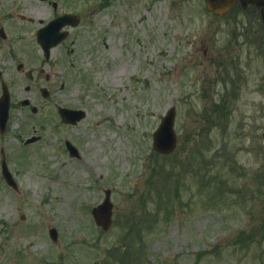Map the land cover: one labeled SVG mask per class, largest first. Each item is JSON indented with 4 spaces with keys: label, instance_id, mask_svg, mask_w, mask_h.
<instances>
[{
    "label": "rangeland",
    "instance_id": "obj_1",
    "mask_svg": "<svg viewBox=\"0 0 264 264\" xmlns=\"http://www.w3.org/2000/svg\"><path fill=\"white\" fill-rule=\"evenodd\" d=\"M238 11L225 16L231 20L225 27L204 0H0L7 34L0 37V72L11 93L0 160L3 149L19 184L18 192L8 188L0 166V264H264V228L255 230L252 217L237 215L241 208L252 215L264 197V179L246 175L264 160L235 147L246 174H233L222 158L216 169L198 158L213 159L219 150L221 156L225 140L217 128L201 136L202 115L213 102L200 95L199 83L223 76L247 89L246 96L250 89L264 92L260 44L240 33L254 17ZM63 13L81 22L66 27L69 38L52 50L50 81L38 71L30 82L17 66H44L36 32ZM201 43L212 49L203 53ZM172 105L176 147L153 154V135ZM58 106L87 116L64 124ZM67 140L78 157L69 154ZM203 164L205 172L222 169L221 191L203 189L195 173ZM229 184H245L258 197L251 193L250 202L233 206L232 198L225 200ZM108 190L114 224L101 234L91 209ZM50 227L59 232L56 242Z\"/></svg>",
    "mask_w": 264,
    "mask_h": 264
},
{
    "label": "water",
    "instance_id": "obj_2",
    "mask_svg": "<svg viewBox=\"0 0 264 264\" xmlns=\"http://www.w3.org/2000/svg\"><path fill=\"white\" fill-rule=\"evenodd\" d=\"M237 0H206L208 10H212L216 13L222 14L228 9L231 5ZM244 7L248 3H257L259 6H262V17L264 19V0H241ZM78 19L73 15H63L58 17L56 20H53L49 25L38 32V41L42 44L45 50V56L48 58L50 55V48L58 44L62 39L66 37L65 33H60V29L68 24L77 25ZM1 34L4 37L5 34L1 30ZM9 106L10 99L9 93L6 87H4V93L0 99V130L1 132L5 131L6 123L9 117ZM60 114L64 122L76 123L85 116V112L60 109ZM176 111L175 108H171L168 113L165 115L161 122L160 128L156 131L154 135V148L161 153H169L173 151L176 146V134L173 130L174 121H175ZM68 148L72 155H77V150L67 142ZM3 176L6 181L15 186L12 175L9 172L5 161L3 160ZM112 208L113 205L110 202V191L106 193V199L104 203L94 208L93 215L97 225L101 226L105 231H107L112 225ZM51 235L54 239L57 237V232L55 229L51 230Z\"/></svg>",
    "mask_w": 264,
    "mask_h": 264
},
{
    "label": "flooded vegetation",
    "instance_id": "obj_3",
    "mask_svg": "<svg viewBox=\"0 0 264 264\" xmlns=\"http://www.w3.org/2000/svg\"><path fill=\"white\" fill-rule=\"evenodd\" d=\"M264 37V36H263Z\"/></svg>",
    "mask_w": 264,
    "mask_h": 264
}]
</instances>
